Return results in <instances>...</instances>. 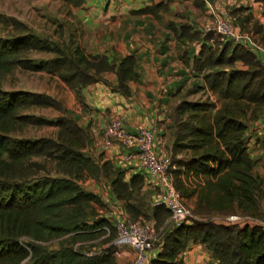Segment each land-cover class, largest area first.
<instances>
[{"label": "trees", "instance_id": "obj_1", "mask_svg": "<svg viewBox=\"0 0 264 264\" xmlns=\"http://www.w3.org/2000/svg\"><path fill=\"white\" fill-rule=\"evenodd\" d=\"M31 52L53 56L37 62ZM238 62L244 67H237ZM18 68L56 75L76 92L102 80L105 72L116 73L114 90L124 95L131 94L130 82L139 81L134 56L114 66L107 56L50 42L26 27L21 34L0 38V264H119L115 247L86 255L116 236L110 219L97 217L106 208L103 198L83 187L84 181L100 178L109 182L131 220L152 218L162 231V249L151 264H182L179 255L190 243L205 245L218 264H264V228L210 220L234 213L264 219V175L248 145L250 122L264 111V64L254 52L230 40L218 41L215 48L204 43L194 61L204 85L188 93L210 92L216 99H183L171 108V172L176 189L198 217L175 227L167 223V208L152 204L148 213L139 206L143 191L152 195L146 176L135 173L126 179L111 160L89 153V131L55 98L5 89V78ZM33 107H54L62 114L49 120L29 113ZM40 124L55 126L56 134L21 135L29 125ZM104 227L112 232L107 238ZM54 241L58 248L51 245Z\"/></svg>", "mask_w": 264, "mask_h": 264}, {"label": "crops", "instance_id": "obj_2", "mask_svg": "<svg viewBox=\"0 0 264 264\" xmlns=\"http://www.w3.org/2000/svg\"><path fill=\"white\" fill-rule=\"evenodd\" d=\"M53 1L68 11L66 20L71 25L68 31L62 26L51 32L55 38L59 36L62 43L78 45L88 55L107 56L114 66L122 58L134 56L139 81L130 82L131 94L124 95L114 90L118 84L116 73L105 72L102 80L76 92L58 76L38 71L43 77L42 87L24 90L49 93L61 100L64 110L89 131L86 150L96 158L116 159L126 179L137 169L133 162L122 159L124 150L117 145L101 147L104 126L116 117L131 131L154 128L157 149L170 155L173 136L168 129V115L171 108L183 99L193 100L190 97L193 93H185L186 89L204 85L203 74L196 71L194 61L204 43L215 48L219 41V35L204 33V27L230 11L250 40L264 48V0H80L78 4ZM55 16L61 17V10L57 9ZM196 34L198 38L190 39ZM236 66L244 67L242 62ZM248 141L251 156L260 164L264 158V111L259 119L250 122ZM148 181L147 178L146 189L152 192ZM109 190L101 197L111 209L109 214L114 216L117 212L111 213L112 208L119 209L121 202ZM118 250L128 252L127 259L135 253L131 246ZM179 259L182 264H218L201 243H190Z\"/></svg>", "mask_w": 264, "mask_h": 264}, {"label": "built area", "instance_id": "obj_3", "mask_svg": "<svg viewBox=\"0 0 264 264\" xmlns=\"http://www.w3.org/2000/svg\"><path fill=\"white\" fill-rule=\"evenodd\" d=\"M204 33L213 32L225 41L230 40L239 43L254 52L257 58L264 64V48L250 40V36L238 25L230 11L214 20L210 26L203 28ZM211 99L215 96L210 93ZM117 145L123 149L122 159L133 162L136 173H142L148 178V185L152 186V204L163 206L170 212L169 223L171 226H181L192 223L198 219L193 208L187 205L181 194L175 187L172 169V158L164 154L156 147V131L154 128L140 127L136 131L129 130L120 118H112L107 122L102 131L101 147L103 149ZM121 208V207H119ZM110 220L116 230V236L103 246H93L86 251L88 256H96L105 252L108 247L119 249L131 246L135 253L133 257L123 264H151L152 259L162 249V243L155 247L156 235L154 232L155 222L133 221L119 210ZM211 221L223 225L260 226L264 228V219L252 215L234 213L229 215H214ZM104 238L110 235V228L104 227ZM80 243L76 244L78 248ZM116 252V251H115Z\"/></svg>", "mask_w": 264, "mask_h": 264}, {"label": "rangeland", "instance_id": "obj_4", "mask_svg": "<svg viewBox=\"0 0 264 264\" xmlns=\"http://www.w3.org/2000/svg\"><path fill=\"white\" fill-rule=\"evenodd\" d=\"M60 1L62 2V0ZM59 4L61 3H56L53 0L50 1L49 0H0V38H10L12 36H16L17 34H21L23 28L26 27L29 28L31 32H34L42 37L48 38L50 42L53 41V42L62 43L63 41L62 38H59V36L55 38L51 32L58 30V28H62V26L66 28L68 31L71 29V25H69V21L66 20V18L68 17L67 15L68 11L66 9H63L62 5L60 7ZM57 9L61 10V17H56V16L53 17L54 12H56ZM16 22H21L20 26ZM218 39L219 42L222 43L224 42V40H222L220 37ZM29 55L30 57L34 58L37 62H39L41 59H47L53 56L52 54L46 52H31ZM36 72L25 70L23 68L16 69L14 72L7 75V77L5 78V83H4L5 89L10 91H24V89L36 88L39 86L42 87V85L40 84L43 82V77ZM190 90L191 89H186L185 93L189 92ZM51 96L55 98L61 105L63 104L61 100L54 97L53 95ZM208 96H210L208 95V92L206 93L203 91L200 92L195 91L193 93V96L190 97L193 100H199V99L205 100L208 98ZM28 112L49 120H56L57 117L61 114V112L54 107H33L29 109ZM55 131H57V128L49 124L29 125L24 130V132H22L21 135L30 138H37L41 136H53ZM109 160L113 162V165L116 168H119L115 162L116 159L109 158ZM258 170L262 172L261 173L262 175H264V158L260 159ZM96 185L98 186V188L96 187ZM108 185L110 186L109 182L106 181L104 178L89 179L83 182V187L85 189L92 191L94 193L97 192V194H99L100 196L104 195L105 190L107 191L109 190ZM97 189H99V191H97ZM141 201L142 203L139 206H141V208L144 211L149 213V208L153 207L152 195L150 194L149 191H145V192L143 191L141 193ZM120 204H121V208L117 209L113 207L112 208L113 211H111V213L114 212L118 213L119 210L121 211V209L123 208V203L121 202ZM110 210H111L110 207H106V208L103 207V209L99 211L97 217L99 218L106 216L107 218L112 220L113 217L109 214ZM123 211L124 213H126L124 208ZM263 213H264V209H263ZM127 216L129 219H132L130 214H127ZM138 220L146 221V222L149 221L155 222L154 219L146 216H142ZM90 222H93L92 219H90ZM154 232L157 238L155 241V247L157 248L160 246L161 242L163 241L164 235L162 234V231L157 228L156 222L154 225ZM99 241L100 239L92 242L99 243ZM50 243L55 248H58L60 246V244L57 243L56 241ZM98 246L100 245L98 244ZM115 255L117 256L119 264H123L125 261L128 260L127 258L129 257L128 252H123V251L119 252L118 249H116Z\"/></svg>", "mask_w": 264, "mask_h": 264}]
</instances>
